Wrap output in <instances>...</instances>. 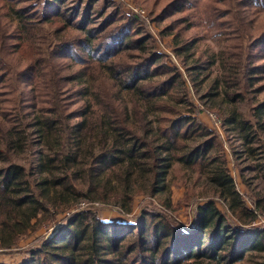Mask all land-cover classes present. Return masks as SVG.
<instances>
[{
    "label": "trees",
    "instance_id": "16d2710c",
    "mask_svg": "<svg viewBox=\"0 0 264 264\" xmlns=\"http://www.w3.org/2000/svg\"><path fill=\"white\" fill-rule=\"evenodd\" d=\"M256 1L143 0L184 75L140 15L107 10L109 0H0V248L65 213L17 264H264V226L255 227L264 216ZM202 26L216 49H198ZM192 93L230 135L247 196ZM174 184L183 189L179 206L196 204L193 229L190 218L147 208L130 221L81 208L99 203L130 215L137 197L159 198Z\"/></svg>",
    "mask_w": 264,
    "mask_h": 264
},
{
    "label": "rangeland",
    "instance_id": "374dc122",
    "mask_svg": "<svg viewBox=\"0 0 264 264\" xmlns=\"http://www.w3.org/2000/svg\"><path fill=\"white\" fill-rule=\"evenodd\" d=\"M109 4L110 7H108L107 10L111 9L112 6L116 4V5H121L123 10L128 14H133V13L137 15L139 14L143 20L144 25L146 26L147 32L155 35L156 37L155 42L157 49L160 52L167 54L168 57H165L166 61L169 64L177 65L185 75V70L183 65L180 63V59L179 58L177 59V57L173 54L171 47H169V42L171 37L165 36L164 38L162 37L161 39V36L158 34L159 27L157 26L156 22L152 21L153 15H151L148 7H146V5L143 3V0H109ZM255 4L258 9V13H257L258 18L264 17V1L258 0L255 2ZM148 6H150L149 3ZM38 11L41 12V16L44 13L48 14L49 6H46L44 9H39ZM44 28L45 31L49 32L50 26L48 24H45ZM197 32L198 31L196 30L193 31L191 30L190 34L196 35ZM208 32L209 31L205 30L204 26L200 27L198 35H202L203 33H205V35L202 37L203 39H201L197 44L199 50L210 49L211 47L213 49L217 48L212 33L210 34ZM46 40H52L51 35H49ZM261 97L264 98V92L261 94ZM191 98L195 102L196 112L200 120L203 123H205L212 131H215L219 134L220 136L219 140L223 144V148L225 149V153L228 159V165L233 176L236 179L238 188L241 190L243 194L245 195L249 194V187H247L246 184L242 183L240 172L237 166L235 165L233 158L230 155V145L228 143V139L230 135L224 132L222 124H216L214 115L216 114L218 117L219 115L215 112H209L206 109V107L198 100V98L194 93H192ZM231 140H232L231 144H235V140L234 139ZM246 175L249 176L250 173L247 172ZM190 177H192V175L190 174L189 175L187 174L185 176L186 180L187 178L189 180ZM255 185H256V180H253V186ZM256 189L261 190L262 194L264 193L263 186L256 187ZM182 196H183V189L181 187H177L174 184L173 186H171V189L168 192L161 194L159 198L153 199V198H146L143 196L137 197L134 201L133 212L130 215H120L116 208H112L111 206H106V205L102 206L99 203H82L81 208L98 210L100 212V215L105 220L122 219L125 221L139 220L141 218L140 215L141 211L144 208H147L148 210H156L162 212L163 214H166L168 216H177L181 218L184 222H186L190 218L191 222H188L187 225L193 229L196 226L194 223L196 220L195 218L196 204L194 203V205L191 206L189 209H186V207L183 205L179 206V200L182 198ZM159 200L161 202H159ZM164 200L170 203L172 209L177 208L176 210H174V214H173V210L165 209L162 206V202ZM217 203L220 207H224V203L222 200L217 199ZM64 217H65V213L60 214L59 219L56 221L55 226L50 227L49 230L46 227H42L35 234L30 235L27 238H24L19 243L18 246L14 245L12 248H9L7 250L6 249L4 250V248H0V264H12V263L17 264L22 262L25 258L24 252H27L29 248L38 247L42 243V241L36 240L37 237L46 235V238H49L62 225ZM257 226H264V216H261L260 220H258L255 223V227ZM244 264H248V263H244Z\"/></svg>",
    "mask_w": 264,
    "mask_h": 264
},
{
    "label": "built area",
    "instance_id": "2783aa9c",
    "mask_svg": "<svg viewBox=\"0 0 264 264\" xmlns=\"http://www.w3.org/2000/svg\"><path fill=\"white\" fill-rule=\"evenodd\" d=\"M215 121H216V124H221V121L219 120L218 116L215 114Z\"/></svg>",
    "mask_w": 264,
    "mask_h": 264
}]
</instances>
